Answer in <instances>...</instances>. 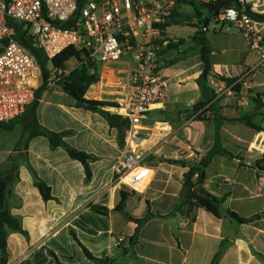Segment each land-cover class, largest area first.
Here are the masks:
<instances>
[{"label": "crops", "instance_id": "obj_1", "mask_svg": "<svg viewBox=\"0 0 264 264\" xmlns=\"http://www.w3.org/2000/svg\"><path fill=\"white\" fill-rule=\"evenodd\" d=\"M178 59L171 50L164 53V96L140 125V150L149 155L152 170L141 193L113 183L112 166L128 127L116 107L102 108L121 117L118 127H112L99 113L78 107L55 82L41 95L39 125L63 133L67 146L88 155V171L63 147L52 148L44 136L26 142L21 119L9 122L8 129L0 127V175L13 179L7 206L20 225L19 231L8 233L5 262L0 253V264H94L84 250L95 259H107V264H210L219 250L218 264H264V193L259 184L264 172L255 166L264 153V131L239 120L247 117L254 126L264 127V109L252 101L242 109L233 98L215 99L210 90L202 92L197 84L201 62L181 67ZM209 60L212 73L233 77L257 56L233 33L225 37L221 51L211 50ZM263 84L262 77L254 78L262 104ZM108 93H99L92 84L84 97L113 103ZM199 103H205L202 119L192 114ZM217 147L229 155L210 158L202 189L221 202L220 218L197 206L200 191L184 183L188 167L169 163H198ZM37 181L49 189V199L43 198ZM120 206L123 211L116 210ZM227 211L244 219L260 217L239 224ZM148 213L139 229L127 218L141 220Z\"/></svg>", "mask_w": 264, "mask_h": 264}, {"label": "built area", "instance_id": "obj_2", "mask_svg": "<svg viewBox=\"0 0 264 264\" xmlns=\"http://www.w3.org/2000/svg\"><path fill=\"white\" fill-rule=\"evenodd\" d=\"M178 1L85 0L79 8L78 0H0V123L25 114L41 78L36 59L14 39L10 25L13 22L48 60L73 47L96 68L94 84L99 93L109 91L117 110L123 111L121 116L128 122L124 147L112 166L113 183L141 193L152 170L148 166L149 155L140 150V125L164 96L162 58L169 45L176 43L167 36L166 28L177 11ZM193 1L217 6L222 2ZM210 14L213 31L219 26L234 28V34L244 39L257 61L233 77L210 72L205 86L215 99L233 98L240 108H247L257 97L254 78L264 79V0L228 1ZM72 21L69 28L61 25ZM203 26L206 31L208 23ZM204 109L193 116L202 118ZM196 178L194 174L193 179ZM259 184L264 193V178L259 179Z\"/></svg>", "mask_w": 264, "mask_h": 264}, {"label": "trees", "instance_id": "obj_3", "mask_svg": "<svg viewBox=\"0 0 264 264\" xmlns=\"http://www.w3.org/2000/svg\"><path fill=\"white\" fill-rule=\"evenodd\" d=\"M84 2L85 0H78V7L80 8ZM190 3L194 6L198 5V7H194L196 11L195 15L198 17L202 15V13L200 12L201 10L207 11L209 16L200 18V21L203 23L202 25H206L209 21V18L211 17L210 13H212V11L216 8L217 4L206 5L195 2L193 0H190ZM175 14L176 12L174 13V17L177 16ZM73 23H74L73 21L67 22L63 24L62 27L69 28L73 25ZM10 25L14 28V34H15L14 39L17 40L23 47H25L32 54V56L36 59L41 71L40 84L34 93V100L28 106L25 114L20 118L22 120L23 137L25 141L28 142L30 139L37 136H44L48 138L50 142V146L52 148L63 147L72 159L77 160L82 164H84L86 170L88 171L87 161L90 159L88 155L76 151L70 148L69 146H67L63 141V137H64L63 133L61 134L52 133L42 128L38 123L37 114H36L38 102L41 98L42 93L46 90L49 82L51 81V70L61 69L63 65L71 59H75L76 61H78L79 65L68 74L59 76L57 78L56 84L67 95H69L75 100L76 105L78 107H81L88 111L99 113L106 119V121L112 127H118V123L119 121H121V117L118 115H113L108 111H104L102 108L116 107V105L114 103L105 102V101H95V100L85 99L84 96L88 91L89 87L92 84L96 83L98 74L96 68L85 61L83 52L77 51L73 47H69L64 51H62L55 58L48 60L41 50L32 46L30 36L27 33H22L18 28L19 26L13 22H10ZM194 39L201 47L199 58L202 64V71L197 80V84L202 90V92H204L206 90H209L205 86V79L206 76L211 72V64L209 60L211 49L209 48L206 42L203 31H200L199 35L195 36ZM176 47H177L176 45H169L168 49L171 50ZM262 96H264V93ZM260 98L261 96L257 95L256 98L252 99V102L255 104L257 109H262V108L264 109V104L261 103ZM204 106L205 103H199L195 105L192 109V114L203 109ZM197 118L199 119L201 117H197ZM239 120L244 122L245 125L251 127L254 131L257 132L264 131V127L254 126L253 124L250 123L247 117H243ZM11 124L12 123H8V124L0 123V127L8 129L10 128ZM127 124H128L127 120L123 119V125H127ZM217 153H224L229 155L228 153H226L225 151H221L219 147H217L216 150L211 152L207 157L201 159L198 163L191 164L188 162H179V161H169V163L181 164L184 167H188L187 172L184 174V183L186 187L190 189H194L196 191H200L199 195L195 196V200H196L195 202L197 206L205 210L206 212L212 214L215 218H220L221 214L219 212V205L221 202L217 198H215L214 196L210 195L209 193L205 192L202 189V185L205 179L204 169L208 164L210 158ZM255 166L259 172H264V153L260 154L259 159L255 162ZM194 174H197L196 179H193ZM12 182H13L12 177L0 175V253H1L2 263L5 262L6 239L8 233L10 231L15 232L20 230V225L18 220L10 214L7 206V194ZM37 187L44 199L47 200L50 198L49 189L42 182L37 181ZM124 200H125V194L121 193V204H123ZM92 209L95 212L102 215H106L108 213V210L103 207H92ZM116 210L123 211L121 206L117 207ZM226 215L229 218L233 219L234 221L238 222L239 224H247L252 220L260 217V215H255L252 218L244 219L231 211H227ZM149 216H151L150 213H148V216H146L144 219L141 220H135L128 216L127 218L129 220L135 221L138 225L137 229H139L142 223L145 222L149 218ZM131 241H133V239H131ZM84 253L88 259L94 262V264H107L108 261L107 259L105 260L95 259L86 250H84ZM221 254L222 251L219 250L214 255L210 264H218ZM55 264H61V263H59L56 260Z\"/></svg>", "mask_w": 264, "mask_h": 264}, {"label": "rangeland", "instance_id": "obj_4", "mask_svg": "<svg viewBox=\"0 0 264 264\" xmlns=\"http://www.w3.org/2000/svg\"><path fill=\"white\" fill-rule=\"evenodd\" d=\"M95 2H100L101 0H93ZM194 7H198V5H192L190 0H179L176 14L172 21L169 23V26L166 28L167 36L171 37V39L176 40V43L171 45H176V48L171 49L173 56L178 57V63L181 67H185L192 63L196 65L199 61V53H200V45L195 41L194 37L199 35L201 28L203 27V23L200 21L201 17H207L209 14L207 11L201 10V16H196ZM213 18H209L207 32H204V37L209 48L216 52L221 51L223 42L225 41V37L227 35L236 33L234 28H230L227 30V26L220 29L221 26L216 30L217 35H214L213 32ZM221 31V32H220ZM220 33L225 34L219 35ZM227 34V35H226ZM170 50V49H168ZM176 61V58H173L172 62ZM183 63V64H182ZM79 65L78 61L72 59L68 64L63 66L61 69H53L51 70V81H57V78L61 75L67 74L74 70ZM259 76H256L258 78ZM92 93V90H90ZM111 113L113 111H110Z\"/></svg>", "mask_w": 264, "mask_h": 264}, {"label": "water", "instance_id": "obj_5", "mask_svg": "<svg viewBox=\"0 0 264 264\" xmlns=\"http://www.w3.org/2000/svg\"><path fill=\"white\" fill-rule=\"evenodd\" d=\"M228 1H235V0H222V2L216 7V11L219 10L220 8H222L225 5V3ZM73 18H75V17H73ZM61 25H63V23H61Z\"/></svg>", "mask_w": 264, "mask_h": 264}, {"label": "bare ground", "instance_id": "obj_6", "mask_svg": "<svg viewBox=\"0 0 264 264\" xmlns=\"http://www.w3.org/2000/svg\"><path fill=\"white\" fill-rule=\"evenodd\" d=\"M119 113H120V114H123V111L119 110Z\"/></svg>", "mask_w": 264, "mask_h": 264}]
</instances>
